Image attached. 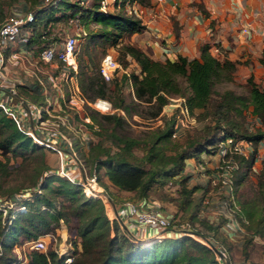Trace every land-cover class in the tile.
Listing matches in <instances>:
<instances>
[{
    "label": "trees",
    "instance_id": "obj_1",
    "mask_svg": "<svg viewBox=\"0 0 264 264\" xmlns=\"http://www.w3.org/2000/svg\"><path fill=\"white\" fill-rule=\"evenodd\" d=\"M95 1L96 3L91 9L83 10L80 8L79 10L78 7L69 5L65 0H51L49 5L40 9H35L38 0H26L25 2H28L27 10L35 9L33 22L28 27L31 28V36L35 35L39 40L38 49H41L42 32L61 18L65 17L68 21L69 18L77 17L83 27L89 21L94 22L100 25L99 36L109 42L111 46H120L124 50L126 59L138 66L137 74L128 75L133 80V92L136 100L141 103L153 104L160 111L168 103L169 97L183 96L191 115L199 111L202 113L209 112L208 106L211 103L214 82H231L237 63L227 59L222 62L219 61L209 53L208 45L202 46L199 58L188 60L178 56L174 61L156 60L149 46L142 49L130 43H123L125 38L130 39L133 35L144 30L139 19L127 15L126 12L116 14L118 8L115 7L107 12H102L99 6L100 0ZM141 1L138 0L142 5ZM119 10H121V6ZM68 12L69 14H65ZM59 13H61L60 16H58ZM202 13L205 12L202 11ZM5 17L6 15L2 16L0 13V24ZM262 55L264 56V50ZM261 63L263 64V61ZM80 79V89L86 94L88 101L92 102L96 98L103 97L105 83L102 81L101 75L97 81L91 78L87 85ZM126 79L128 77L125 74L116 78L114 80L115 87L117 88L118 84ZM246 84L249 87L247 95H236L230 91L221 94L219 103L215 105L211 113L215 116L212 117L213 125L216 123L219 125L221 121H225L230 111H235L240 115L242 111L247 109H251V114L259 120L261 125H264V90H261L251 77L248 78ZM94 86H97V93L89 94L88 88ZM116 91L119 94V87ZM116 99L112 102L113 108L127 111L128 108L125 106L123 98L118 96ZM105 118L111 120L110 125L113 126L124 124V119L117 114L105 116ZM174 122L175 118L171 116L164 123L162 134L156 140L151 141L146 154L141 159H137L132 153V149L138 145L136 140L121 139L111 134L109 140L100 143V146L104 148V156L103 158L94 156L93 159L95 160L91 166L95 170L99 185L109 189L105 183L108 182L117 191L131 194L117 199L121 202L125 200L137 202L147 199L157 183L167 185L168 182L176 181L175 183H178L179 188L187 187V175L183 173L186 161L193 160L197 164L203 163L201 155L217 152L219 145L226 139L242 137L256 145L264 138V131L261 132L259 128L257 132L251 131L245 136H238L233 132L225 131L221 136L205 139L203 143L189 141L180 152L166 156L158 145L172 136ZM92 137L94 138V136ZM93 143L92 141L88 145L86 151L80 150L79 152L78 144L74 145V150L81 159L83 156L88 157V153H94ZM46 149L38 146L29 136L20 132L16 124L0 108V172L6 173L7 164L12 158H21L28 153L35 152H40L42 156V161L37 166L30 185L13 190L7 196H0V198L9 199L13 195L29 193L27 200L22 203L27 210L25 213H15L13 209H8L6 222L3 224V216L0 211V247L2 249L0 264H14L17 261L14 253L15 248H21L25 243L35 241L43 235L55 236L59 226L66 227L65 224L70 222L69 218H73L76 222V234L80 239V255L90 259L94 255L91 264H94V260L98 261L97 264H181V262H186V264H217L214 254L207 247L185 236L177 239H162L158 241L156 246L151 244L157 241L158 238L156 237L140 240L138 244L129 242L120 231L117 223L108 220L101 201L87 197L79 185L73 184L64 176L59 175L57 173L58 162L56 167L47 164L52 154H55V157L57 155L53 150ZM142 161L148 164L147 169L142 165ZM208 171L205 169L206 174L204 173V175H210L209 173L214 170ZM101 178L103 179L101 180ZM208 179L210 178L208 177ZM35 188L40 189V194L36 193ZM188 188V190L183 191L185 198L193 192L191 187ZM58 198L68 204L69 212L65 211L64 207L61 209L60 206H57L56 202L58 201L56 200ZM244 212L247 213L245 209ZM11 213L15 217L11 223H8L7 219ZM247 216L249 218L248 214ZM175 218L174 215L172 218L174 225ZM198 221L201 223L199 225L200 230L206 229V232L197 230L201 237H212L221 244L229 246L230 242L225 243L222 235L218 234L225 222L223 217L220 218L219 223L208 220L206 222L200 219ZM110 232L114 234L112 238L109 236ZM70 241L71 244L76 245L75 240ZM101 243L104 244L106 250L98 255V250L102 247ZM178 247L182 249L176 255ZM123 248L127 250V253L122 252ZM72 254H70L71 257ZM63 261L64 257H58L51 249L46 252L30 250L26 256V264H65Z\"/></svg>",
    "mask_w": 264,
    "mask_h": 264
},
{
    "label": "rangeland",
    "instance_id": "obj_2",
    "mask_svg": "<svg viewBox=\"0 0 264 264\" xmlns=\"http://www.w3.org/2000/svg\"><path fill=\"white\" fill-rule=\"evenodd\" d=\"M25 1L26 0H0L1 15H6L7 17L13 13V9L18 8L20 9L19 11L26 10L28 7V2ZM126 1L127 0H120L121 10L118 9L115 12L116 14L125 13ZM65 2L71 6L78 7L79 10L80 8L83 10H89L92 8L93 4L96 3L95 0H65ZM141 2L142 6H149L147 0H142ZM197 7L200 10H204L207 17H209L208 12L202 7L201 4H199ZM60 14L61 13H59L58 16H60ZM65 14H69V12ZM214 23L215 22H211L207 26L213 27ZM68 29L70 30L71 27L69 26L67 20L65 17L61 18L53 22L51 27L47 29L48 32H46V37L50 41H59L64 38ZM83 29L86 33V36H82L80 33H78L76 36L77 45L75 48V59L77 63L76 79L78 88L85 99L86 94L80 89L79 78H81L86 85L91 78L97 81L100 75L98 71L99 63L101 58L107 53H111L119 63H122L123 66H126L125 68H128L129 75L138 73V68L135 67L132 61L126 59L124 50H122L120 46H111L109 45V42L99 36L101 31L100 25L89 21L83 27ZM129 41V38H125L123 43L128 44ZM201 48L202 46L200 47V50ZM217 59L221 62L225 60H222L218 57ZM261 60L264 62L263 55ZM7 62L9 61H6V63ZM58 74L59 70L54 72L55 81L59 85L57 78ZM127 77L128 79L123 80L118 84L119 94H117L116 90L118 87H115L114 82L109 84L102 78V81L105 83L103 97L96 98L108 101L112 108V102L117 100L116 98H118V96L123 98L125 101V106H127L128 110L122 111L113 108L116 110L114 115H120L124 119L123 125H110L111 120H107L105 116L111 115L98 112L87 104L82 106L78 113H76V110H69L72 115L74 114L73 116L75 119H77L76 121H78V124L84 122L83 124L86 126L87 131L91 136H94L95 141L92 144V148H95L94 153L91 154L90 152L88 153V157L83 156L84 159L82 158L86 168H91L93 161L95 160L93 159L94 156H100L103 158L104 148L100 146V143H103L104 140H109V136L111 134H114L121 139L136 140L138 145L132 149V153L137 159L143 158L148 147L150 146L151 141L156 140V138L162 134V130L165 126L164 123L170 119V114H172L171 112H177V110H171V107L166 105H175V101H173L175 99H184L185 101V97L183 96L169 97L168 103L165 105V107L158 111L155 105L141 103L136 100L133 92V80L131 77ZM248 78L246 75L242 74L241 69L237 68L236 65L231 82H214L211 103H209L208 106L209 112L207 111V113H202L199 111L194 115H191L194 119V122L191 125H188L179 134L175 135V137L171 136L167 141L158 145L162 149V153L166 156L175 155L185 148L189 141L203 143L205 139L221 136L223 132L225 133V131L233 132L238 136L248 135V133L251 131L257 132L258 128L261 132H263L264 125H261L259 120L251 114V109L242 111L240 115L235 111H230L227 114L225 121H221L219 125H217V123L213 125L214 121L212 117L215 116L211 113L215 105L219 103L221 94L226 91H230L236 95H247L249 87L247 86L246 82ZM257 86L259 87V85ZM259 88L263 90L261 87ZM88 93L96 94L97 86L88 88ZM185 93L187 94V91ZM88 102L91 103V101ZM86 119H88V123H86ZM71 136H73V134ZM223 142L219 145L217 152H209V154L203 153L201 155L203 160L205 158H207L209 161L211 160L210 164L208 165L210 169H207V164L203 161V163L201 162L200 164L194 163L196 165L195 171H187L188 173L191 172L194 176L192 183H186L187 187L184 186V188L181 189L178 187V183H175L176 181H171L168 182L167 185H163L161 183L155 184L152 191L150 192L148 197L155 201L157 200L156 202L159 203L162 208L170 210V214H172V216L175 215L176 229L189 231V228L194 233L198 232L197 230L200 232H206V229H204V231L200 230L199 225H201V223H199L198 219L202 221L208 220L209 222L215 223L220 222V218L222 217L220 216L221 211L220 207L218 206V201L221 196L217 194L215 188L210 187L211 183L203 189L196 186L199 185V182L202 178H204L205 182L209 180V176L204 175L205 169L209 171L214 170L213 172H215V168L220 164L221 157H223L225 153V145ZM38 146L41 145L38 144ZM43 148L46 149L45 147ZM257 155L258 157H262V159H256L255 156L257 157ZM234 158L238 165V168L233 173V203L235 206L232 207L234 210H236L233 217L236 221V230L233 232L229 228L230 226L223 225L222 228L219 229L218 234L222 235L225 243L230 242L229 246L226 245V248L228 251L227 255L231 262L240 261L258 264L264 263V148H260L258 151L254 150L248 159H241L238 157ZM1 159L4 160L3 158ZM41 161L42 156L40 152L28 153L24 157L10 159L6 167V173L0 172V196H7V194L11 193L13 190L21 189L30 185L33 175L35 174V170ZM57 162L58 157L51 155L47 164H49L51 167H56ZM63 163L66 164V166H69L71 170H77L75 162L68 154L64 155ZM142 165H144L145 169L148 168V164H145V161H142ZM102 179L103 178H101V180ZM188 187H191L193 192L189 197L185 198L183 191L188 190ZM103 189L109 197L113 198V200L119 203L121 202L120 200H117L118 198H123L118 197L119 193H116V191L110 188ZM56 201H58L56 202L58 207L60 206L61 209L64 207L65 211L69 212L68 204L64 200L58 198ZM244 209L247 211V213L244 212ZM247 214L249 215V218ZM69 219L70 222L65 224L66 227L59 226L55 236L45 238L46 248L47 250H52L53 248L58 250L59 245L64 243L63 238H67L66 249L64 252L67 251V256L69 257V254L73 253L71 262H73V264H91L94 255L91 256V259L88 257L84 258L80 255V246L78 245L80 243V239L76 234V222L73 218ZM128 227L131 229L132 235L139 238H145L156 233L155 229L152 227H147L145 230H141L134 225H129ZM188 234L192 235V233ZM109 236L112 238L114 236L113 232H110ZM185 237L198 242L188 235ZM70 240H75L76 245L71 244ZM158 241L159 240L151 244L156 246ZM101 246L102 247L98 250V255L100 253H104L106 250L103 243H101ZM124 247L126 248V246ZM125 248L122 249L123 253H127ZM181 249L182 248L178 247L176 255L180 253ZM18 251L21 254L20 262H24L23 264H26V256L29 250L25 249V247H21L18 248ZM97 262V260H94L93 263L97 264ZM181 264H186V262H181Z\"/></svg>",
    "mask_w": 264,
    "mask_h": 264
},
{
    "label": "built area",
    "instance_id": "obj_3",
    "mask_svg": "<svg viewBox=\"0 0 264 264\" xmlns=\"http://www.w3.org/2000/svg\"><path fill=\"white\" fill-rule=\"evenodd\" d=\"M50 2L51 0H39L35 9L43 8L49 5ZM156 2L162 3L163 0H156ZM99 6L100 11L107 12L114 7L119 9L121 2L120 0H100ZM35 9H26L24 11H19V8L13 9V13L7 16L0 24V74L5 67L6 55L8 53L12 59L19 58L17 51L12 52L11 54L8 50L11 45L19 41L24 31L31 32V28L28 26L33 22ZM125 12L127 15L139 19L142 23L144 9L138 0H127L125 4ZM67 22L71 29L68 33H66L64 38L59 41H50L46 37V32L48 31L45 30L42 32V42L40 46L41 49L38 53V59L44 64L48 65L55 64L57 66L59 64V66L55 68L59 70V74L57 76L59 85L55 81V88L67 92V96L65 98V105L67 109L76 110L77 113L80 111L82 106L87 104L98 112L112 115L116 110L112 108L108 101L95 99L89 103L78 88L76 79L77 63L75 59V48L77 45L76 36L78 33H80L82 36H86V33L83 29V25L80 23L79 18L72 17L69 18ZM243 29L242 31L246 32V29ZM152 35L155 36L156 34L152 33ZM27 38V35L24 36V43L27 41ZM98 70L103 80L109 84L114 82V80L119 78L122 74L127 76L129 75L128 69L124 68L111 53H107L101 58ZM51 72L53 75L54 71ZM2 81H4V79H2ZM8 92L12 96H18L15 88H9ZM173 101H175V105H170L174 106H166L171 107V110H177L178 112H171L172 114H170V116L175 118L174 131L172 133V136L175 137V135L179 134L184 128H186L188 125H191L194 122V119L187 109L184 99H175ZM21 102L22 99L20 98L17 103L21 104ZM46 102L47 105L43 109H40L39 107L29 109V118L32 126L31 129L30 126L25 125L23 121L24 114L16 111L14 109V105L11 104L7 98L6 100H0V108L4 114L16 124L20 132L29 136L36 144H39L47 149H51L56 153L58 157L57 173L61 176H64L73 184L79 185L87 197L101 201L108 220L115 221L117 223L120 231L129 242L138 244V241L152 237H156L158 238L157 240L161 241L162 239H177L188 235L198 241L200 244L207 247L214 254L217 264H256L240 261L231 262L227 255L228 251L226 245L221 244L212 237H201L198 232L194 233L189 228V231L176 229L172 222L173 216L170 214V211L162 208L159 203L152 199H143L137 202L125 200L120 203L114 201L105 193L103 187L99 185L95 175V170L89 167L86 168L84 161L80 159L78 153L74 150V139L71 136H66L61 129V127H64L68 132H71L73 136L77 138H84L85 136L82 132L83 128L78 126L79 130L75 131L68 124V116H53L49 110L50 106L48 105V100ZM43 112L47 115V118H43ZM87 120L88 119L85 120L86 123H88ZM82 126L86 127L84 124ZM36 129H42L47 133H53L57 135L61 143L52 144L51 142L42 139L39 137ZM223 143L225 145L224 156L221 157L220 164L215 168V173L208 181L211 183V186L215 188L217 194L221 196L218 201V206L220 207L221 211L220 216L225 219L223 225L230 226V229H235L236 221L233 217L236 210H234L232 207L235 206L233 203V173L238 168V165L234 160V157L248 159L254 150L258 151L260 148H264V138L256 145H253L252 142L242 137L228 138ZM65 154L71 156L75 162L77 170H71L69 166H66V164L63 163V157ZM255 158H260L258 160L262 159V157H258V155L257 157L255 156ZM195 169L196 166H194L193 171H195ZM35 191L37 194H40L41 192L39 188H35ZM28 196L29 193L24 192L19 195H13V197L9 199L0 198V211L2 212L3 216V224L6 222L5 218L7 216L8 209H13V212L15 213H25L27 211L26 207L22 203L27 200ZM14 217L15 215L11 213L7 219V222L11 223ZM129 225H134L141 230H145L147 227H152L155 229L156 233L145 238L135 237L132 235L131 229L128 227ZM232 231L234 232V230ZM188 233H192V235ZM48 237H53V235H43L35 241H29L25 243L22 247H25V249L29 251L37 250L46 252L47 248L45 238ZM66 241L67 238L63 243L64 250L66 249ZM64 250H62L61 244L59 245L58 250L54 248L52 249V251H54L58 257H64L63 262L65 264H70L72 257L70 254V257L67 256V251L64 252ZM14 251L17 257V261L14 264H23L24 262H20L21 254L18 251V248H15ZM1 255L2 249L0 247V257Z\"/></svg>",
    "mask_w": 264,
    "mask_h": 264
},
{
    "label": "crops",
    "instance_id": "obj_4",
    "mask_svg": "<svg viewBox=\"0 0 264 264\" xmlns=\"http://www.w3.org/2000/svg\"><path fill=\"white\" fill-rule=\"evenodd\" d=\"M147 2L149 6L141 5L144 9L142 18L144 30L133 35L130 44L142 49L149 46L154 59L160 61L166 59L174 61L178 56L188 60L199 58L200 47L208 45V51L213 57L237 63V68L241 69L242 74L247 78L252 77L264 90V62L261 63L264 50V0H163L162 3L147 0ZM199 4L208 12L209 17L202 13L204 10L197 7ZM211 22H215L214 26H207ZM242 28H247V31L243 32ZM26 35L28 38L24 43ZM31 35V32L24 31L19 41L8 50L11 54L17 51L19 58L12 59L9 53L6 55V61L9 62L5 61V67L0 74V100L7 98L16 111L24 114L23 121L30 129L32 126L29 109L34 107L43 109L48 100L49 110L53 116H68V124L75 131L79 130L78 126L83 128L85 137L77 138L61 127L66 136L74 139V145L78 144L79 152L86 151L88 145L95 140L86 127L82 126L83 124H78L70 109H67L65 105L67 92L55 88V76L51 71H57L55 68L59 64L48 65L38 59L39 40L35 35ZM134 65L138 68L136 64ZM9 88H15L18 96L10 95ZM20 98L22 102L18 104ZM42 114L43 118H47L44 112ZM36 132L39 137L52 144L61 143L58 136L53 133H47L42 129H36ZM203 161L209 168L211 160L205 158ZM194 166L196 165L193 160L186 161L183 173L187 175L188 184L192 183L194 176L187 171L193 170ZM213 174L212 171L208 176ZM105 183L108 188L119 193L118 197L131 195L119 192L108 182ZM207 185H210V182H205L202 178L197 186L203 189ZM235 229L231 231L235 232Z\"/></svg>",
    "mask_w": 264,
    "mask_h": 264
},
{
    "label": "bare ground",
    "instance_id": "obj_5",
    "mask_svg": "<svg viewBox=\"0 0 264 264\" xmlns=\"http://www.w3.org/2000/svg\"><path fill=\"white\" fill-rule=\"evenodd\" d=\"M63 236H64V232H63ZM65 239L63 238V241H64ZM61 248H62V250H64V244H61Z\"/></svg>",
    "mask_w": 264,
    "mask_h": 264
}]
</instances>
